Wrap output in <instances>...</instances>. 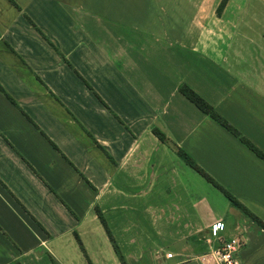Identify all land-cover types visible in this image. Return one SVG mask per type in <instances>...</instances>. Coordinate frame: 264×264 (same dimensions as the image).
<instances>
[{
  "label": "crops",
  "instance_id": "crops-1",
  "mask_svg": "<svg viewBox=\"0 0 264 264\" xmlns=\"http://www.w3.org/2000/svg\"><path fill=\"white\" fill-rule=\"evenodd\" d=\"M219 2L0 0V264H191L215 224L264 264V229L177 154L264 222V160L180 90L264 153V0Z\"/></svg>",
  "mask_w": 264,
  "mask_h": 264
},
{
  "label": "trees",
  "instance_id": "trees-1",
  "mask_svg": "<svg viewBox=\"0 0 264 264\" xmlns=\"http://www.w3.org/2000/svg\"><path fill=\"white\" fill-rule=\"evenodd\" d=\"M228 0H220L218 6H217V14H221L222 9L225 7ZM36 29L43 35V37L49 42V44L57 50V48L50 42V40L47 38L46 35H44L37 27ZM58 51V50H57ZM61 55V54H60ZM63 57V56H62ZM64 58V57H63ZM0 89L3 90V88L0 86ZM180 90L184 95H186L195 105H197L204 113L210 115L214 120H216L220 125H222L226 130H228L230 133H232L234 136L238 137L239 140L244 143L247 147H249L256 155H258L262 160H264V153L258 149L256 146H254L251 142H249L247 139H245L243 136L240 135V133L232 126L230 123L223 118L220 114H218L214 108L206 102L198 93H196L193 89H191L189 86L183 84L180 86ZM4 91V90H3ZM6 93V92H5ZM10 99L11 97L6 94ZM153 132L158 136V138L162 141H166V134L160 130L158 127L153 128ZM177 154L179 157L186 162L188 165L196 169L198 172H200L209 182H211L215 187H217L229 200L230 204L237 208L241 213L252 219L254 222H256L259 226H261L264 229V222L252 211H250L240 200H238L229 190H227L225 187H223L221 184L216 182L211 176H209L203 169H201L192 156L184 150L183 148H177ZM97 215L102 224L104 225L106 232L115 248V250L118 252L119 248L116 244L114 237L109 229V226L106 222V219L102 212L100 210H97ZM119 253V252H118ZM125 264V263H124Z\"/></svg>",
  "mask_w": 264,
  "mask_h": 264
},
{
  "label": "built area",
  "instance_id": "built-area-1",
  "mask_svg": "<svg viewBox=\"0 0 264 264\" xmlns=\"http://www.w3.org/2000/svg\"><path fill=\"white\" fill-rule=\"evenodd\" d=\"M212 227L217 245L199 256V264H241L240 250L244 245L243 238L238 236L224 239L218 235V226L215 224ZM211 240L212 237L209 236L207 241L210 242Z\"/></svg>",
  "mask_w": 264,
  "mask_h": 264
},
{
  "label": "rangeland",
  "instance_id": "rangeland-1",
  "mask_svg": "<svg viewBox=\"0 0 264 264\" xmlns=\"http://www.w3.org/2000/svg\"><path fill=\"white\" fill-rule=\"evenodd\" d=\"M231 206H232V205H231ZM232 207H233V206H232ZM234 209H235V210H238V209L235 208V207H234ZM238 211H239V210H238ZM225 219H226V221H231V220H232V218L230 217V215H229V216H226ZM231 227H232V226H229V230H228L229 233L231 232ZM206 233H207V232L205 231V232H203V235H202V240L205 242V246H206V250H205V248H203V251H207V250H209L210 248L214 247L215 245L213 246V243L216 244V242H214L213 239H212L210 242L207 241V238H208V237H207ZM199 236H200V235H199ZM200 237H201V236H200ZM198 245H199V244H198ZM107 246H108V248H112L111 245H107ZM199 246H200V245H199ZM78 248H79V247H78ZM177 249H180V247H178ZM79 250H80V249H79ZM112 250H113V249H111V252H112ZM82 258H83V257H82ZM82 258H80V261L83 260ZM105 259H106V258H105ZM82 262H83V261H82ZM76 263H77V262H75V264H76ZM77 264H78V263H77ZM79 264H80V263H79ZM84 264H87V262H85ZM106 264H110V263L107 261V259H106ZM118 264H120V263H118ZM191 264H199V261H198V260H196V261H192Z\"/></svg>",
  "mask_w": 264,
  "mask_h": 264
}]
</instances>
